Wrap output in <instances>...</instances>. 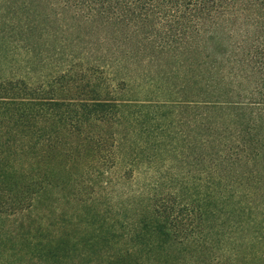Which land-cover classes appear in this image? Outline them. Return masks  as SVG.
Segmentation results:
<instances>
[{"label": "trees", "instance_id": "trees-1", "mask_svg": "<svg viewBox=\"0 0 264 264\" xmlns=\"http://www.w3.org/2000/svg\"><path fill=\"white\" fill-rule=\"evenodd\" d=\"M66 14L124 26L142 47L75 35ZM149 71L163 87L150 97ZM99 154L114 167L190 154L192 170L113 190L108 220L90 172L72 171ZM97 249L113 251L105 264L177 249L264 264V0H0V264H79Z\"/></svg>", "mask_w": 264, "mask_h": 264}, {"label": "rangeland", "instance_id": "rangeland-1", "mask_svg": "<svg viewBox=\"0 0 264 264\" xmlns=\"http://www.w3.org/2000/svg\"><path fill=\"white\" fill-rule=\"evenodd\" d=\"M64 17L66 19L65 23H69L70 26H79V24L82 25V27L78 29V32H76L75 35L80 34L81 36H88L94 42H99L102 41V39L107 38V40L111 44L109 45L111 48H113V37L123 40L121 43H127L131 49L138 50L140 46L142 47L139 40L136 38L131 39V43L127 42L126 35L122 34L128 32L124 30V26L117 27L109 25V23L107 22L108 20L102 19L94 20L93 23H85L84 21H81L80 23L79 21H74L72 19L71 14H66ZM117 29L122 31V33L117 32ZM147 58L144 57L143 59ZM158 65L160 64L158 63ZM164 65L167 67H163ZM172 65L173 61L169 60L168 56H166L164 60L162 59L160 66H162L164 69L159 75H164V73L168 69H170ZM145 74L150 76L148 79L144 78V82L141 81V83L145 84L144 90H148L146 84H149V97L160 94V92L162 91L161 89L163 87H161V85L159 86L157 82L151 81L153 78H157L158 76L155 75L153 71L145 72ZM178 86V84L174 85L175 88ZM180 119L181 118H178L179 124L182 123V120L180 121ZM99 155L101 156L96 157L95 160L97 166H95V168H92V170L89 169V167H84L87 161V159H84L82 161L83 164H80V161L79 164L74 166L72 171L74 173H79L81 171L90 172V174L84 178V184L86 188L91 185L95 190L98 191L97 198H99V200H96V206L101 209H108L110 211L109 214L106 216L107 219L113 216V190L117 191V196H120L123 192H137L143 188H167L171 185L169 184V180L172 175L176 174L179 169L182 168V166L184 167L185 172L192 170V157L190 154H184L185 158L181 157L180 154H172L173 158L171 162L170 160L159 162L158 159H155V162L146 163L144 161H140L139 163L136 162L135 164H132V166L124 164V161H127L128 159L133 160L135 158L134 156L124 153L117 154L120 160H124V165L118 164L116 167H114L113 165V154ZM175 158H177L178 160H175ZM185 159L186 161H188L187 167H185V164L181 161ZM172 186L174 187L175 184H172ZM65 205L66 204H62V206L64 207ZM68 209L70 212L69 205L66 206V211H68ZM6 225L7 227H11L12 229L16 228V225L12 226L10 222H7ZM171 251L172 252H169L164 255L163 259L160 260L159 264H209L206 258H204L203 256H196L195 254H192V251L190 249H177ZM88 253L89 254L86 258H84L83 261L77 260V262H79V264H105L104 262L108 259V256L113 255L112 250H107L108 254L106 253V250H101V252H98V249L96 251H89ZM73 263L74 262H71L69 264Z\"/></svg>", "mask_w": 264, "mask_h": 264}]
</instances>
